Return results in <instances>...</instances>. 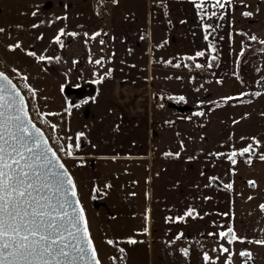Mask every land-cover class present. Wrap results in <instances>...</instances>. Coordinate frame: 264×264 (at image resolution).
<instances>
[{
	"label": "rangeland",
	"instance_id": "1",
	"mask_svg": "<svg viewBox=\"0 0 264 264\" xmlns=\"http://www.w3.org/2000/svg\"><path fill=\"white\" fill-rule=\"evenodd\" d=\"M100 2L103 16L90 1L83 6L105 37L102 49L90 52L82 34L78 39L79 24L63 17L72 12L69 6L0 0L6 74L23 80L28 105L42 124L56 125L55 151L76 184L92 232L98 225L108 228L105 221L122 231L113 234L118 246L108 247L112 255L95 242L101 264H206L204 253L213 258L218 248L207 220L226 225L229 216L227 197L213 181L229 184L232 152L252 144L251 153L235 159L264 155V77L254 57L237 75L243 36L231 52L225 8L211 1L204 6L207 15L191 0ZM87 17L82 32L93 29ZM96 38L91 43L97 50ZM199 51L205 55L187 59ZM196 64L211 69L212 77L195 73ZM68 144L71 156L60 151ZM189 209L193 215L185 216ZM126 234L136 241L130 247L119 240Z\"/></svg>",
	"mask_w": 264,
	"mask_h": 264
},
{
	"label": "snow or ice",
	"instance_id": "2",
	"mask_svg": "<svg viewBox=\"0 0 264 264\" xmlns=\"http://www.w3.org/2000/svg\"><path fill=\"white\" fill-rule=\"evenodd\" d=\"M207 2L208 0H193L196 8L204 12V15H207L204 11ZM230 3L231 0H214L212 7L223 9ZM211 15L215 16L216 12H212ZM242 15L251 16L252 13L244 12ZM204 27L207 30L212 26ZM2 31L4 30L0 29V32ZM63 34L61 30L60 35ZM60 35L55 38L58 43ZM69 35L75 36L76 33ZM97 35L99 33H94L93 38ZM205 39H208L207 35ZM251 39L256 40L257 37L252 36ZM260 43L264 44V40ZM209 47L215 51L212 45ZM204 55L203 51H199L195 57L187 59L195 60L196 57ZM38 59L43 60L45 57L40 56ZM215 60L216 57L212 56L207 67H213L212 61ZM100 62L96 61L97 64ZM175 66L180 67L179 64ZM195 67L204 66L196 64ZM29 91L35 95V90L29 88ZM255 94L260 95L258 92ZM224 99L231 100L233 97ZM179 100L183 101L184 97H179ZM197 115H203V112ZM52 127L55 128L56 125ZM82 135L77 134L75 145L77 148ZM253 140L255 141V138ZM253 150V145L249 144L239 150V153L234 151L229 154L228 159L235 164L237 154L242 156ZM60 151L71 156L73 145L61 147ZM174 155L178 157L179 153ZM260 159L264 160V155H261ZM246 162L249 164L252 162L251 156ZM248 183L255 186V181ZM224 187L231 189L232 185L227 184ZM260 208L264 210V205H260ZM193 213L194 209H189L185 216H192ZM176 219L183 220L184 217ZM218 235L229 244L241 240L232 227ZM129 242L136 243L135 240ZM253 242L264 245V239ZM108 243L111 244L113 241L109 240ZM220 250L229 254L225 264H232V253L229 249L221 245ZM123 251L120 249L121 253ZM182 251L185 255L188 254L187 249ZM239 255L248 260L252 258L248 251H241ZM203 259L208 264L212 258L205 252ZM0 264H101L89 232L84 208L77 196L74 180L60 162L56 151L49 146L44 133L29 119L24 97L4 72H0Z\"/></svg>",
	"mask_w": 264,
	"mask_h": 264
},
{
	"label": "crops",
	"instance_id": "3",
	"mask_svg": "<svg viewBox=\"0 0 264 264\" xmlns=\"http://www.w3.org/2000/svg\"><path fill=\"white\" fill-rule=\"evenodd\" d=\"M51 2H61L63 6H69V12L71 13H63V17L72 18L74 23L79 24V28H77L80 32L78 34L79 37H84V41L87 44L86 49L90 50V52L100 51L102 49V43L104 36H102L100 25L96 24L95 17L91 13H87V16L90 15L93 19V29L92 31L85 32L81 31V28L84 27V21L88 22V17L83 13L85 11L83 6H87L85 1H90L93 4V0H48ZM152 1H161V0H152ZM193 1V0H191ZM214 2V0H208ZM150 0H148L149 4ZM112 6V3H110ZM94 6V5H93ZM87 8V7H86ZM95 12V11H94ZM250 12L251 16H244L242 13ZM93 13V12H92ZM90 14V15H89ZM86 16V17H85ZM224 16L228 25L229 32V49L231 52H235V50L239 49L240 39L239 36H243L241 33L248 36H256L259 39L264 38V0H231L230 4H226L224 10ZM97 25V26H96ZM85 29V28H84ZM87 33V35H85ZM94 33H99L96 38L97 46L99 49H94L92 47V39ZM105 46V45H104ZM71 49V48H69ZM236 50V51H237ZM69 53L72 51L69 50ZM239 54V53H238ZM238 57V55H237ZM237 57L235 58L237 61ZM259 72L264 77V52L260 55L259 60ZM146 84L149 85L148 81H151L149 78L145 80ZM264 98V97H263ZM260 152V151H257ZM80 155H77L79 157ZM259 153H257V157L251 159V163H247L246 160H236L237 162L233 165L232 169V177L229 181V184L232 185L231 189L226 188L223 183L221 185L215 184L217 188L222 189V192L227 197V207H228V217L227 223L224 225L222 221L215 222L214 219L212 221L207 220V223H212L211 227L213 228V237L216 238V244L218 248H216V252L211 259L212 264H225V262L229 259L228 253H223L221 249V245L229 249L231 255L232 264H264V245H260L254 243L253 241L264 239V210H261L260 205H264V160L260 159ZM159 162L162 163L160 159ZM160 164V163H159ZM163 167V166H162ZM243 170H254L252 173L244 175ZM229 173V171H228ZM228 176V174H227ZM249 181H255V186H250ZM251 197V199H249ZM220 196H218V202L213 208L210 210L213 213L216 211V206L218 203L220 204ZM209 210V209H208ZM210 210L208 211L210 217ZM220 216V214L218 215ZM208 217V218H209ZM114 218V217H112ZM207 218V217H206ZM216 218V217H214ZM205 222V221H204ZM105 224H110L108 228H104V225H98L97 227H93L95 232H92L91 227L89 226V232L95 245V242H98V245L104 247L109 250V255H112V252L109 248H113L114 246H118L117 244L111 243L108 241H113V234L122 232L118 229H114L113 225L108 221H105ZM228 227H232L234 232L241 238V240L234 241L232 244H229L228 241L222 240L219 238V233L221 231H225ZM125 228V227H124ZM107 230H110L107 231ZM129 235L126 234V237L119 238V240L126 241V244L130 247V239ZM117 239V237L115 238ZM109 247V248H108ZM241 251H248L252 254V258L248 260L246 257H242L239 255ZM130 253V252H129ZM113 261V260H112ZM126 264V263H125ZM211 264V263H210Z\"/></svg>",
	"mask_w": 264,
	"mask_h": 264
},
{
	"label": "built area",
	"instance_id": "4",
	"mask_svg": "<svg viewBox=\"0 0 264 264\" xmlns=\"http://www.w3.org/2000/svg\"><path fill=\"white\" fill-rule=\"evenodd\" d=\"M93 5H94V11L96 14H98L99 16H103L105 14V10L100 0H93ZM0 71L4 73H6L7 71V66L5 64V61L2 60L1 58H0ZM195 73L205 78H210L212 77L213 72L211 69L202 67V68H196ZM13 81L15 82L16 86L21 90V92L23 93V95L25 96L27 100V94L24 90L23 80L17 77V78H14ZM28 108H29V115L32 121L44 131L45 135L47 136L49 140L51 147L55 150V148L57 147V143L55 142V131L53 130L52 127L43 125L40 119L36 117L34 111L31 109L29 105H28Z\"/></svg>",
	"mask_w": 264,
	"mask_h": 264
},
{
	"label": "trees",
	"instance_id": "5",
	"mask_svg": "<svg viewBox=\"0 0 264 264\" xmlns=\"http://www.w3.org/2000/svg\"><path fill=\"white\" fill-rule=\"evenodd\" d=\"M241 34L243 35V44L236 61V70L238 72V76H240V72L238 71L240 67L252 57H254V59L257 61V65H259L258 59L260 58L261 53L264 52V44L260 43V41L264 40V38L259 39L257 37L256 40H252L251 37L254 35L248 36L243 33ZM245 42L248 44H245ZM214 182H216L218 185H221L217 179H215Z\"/></svg>",
	"mask_w": 264,
	"mask_h": 264
},
{
	"label": "water",
	"instance_id": "6",
	"mask_svg": "<svg viewBox=\"0 0 264 264\" xmlns=\"http://www.w3.org/2000/svg\"><path fill=\"white\" fill-rule=\"evenodd\" d=\"M0 72H2V71H0ZM6 74V73H5ZM11 80H12V82H13V84H15V82L13 81V79L8 75V74H6ZM16 85V84H15ZM17 87V86H16ZM18 88V87H17ZM19 89V88H18ZM19 91H20V93H21V95L24 97V99H25V104H26V107H27V111H28V116H29V119L32 121V119H31V117H30V115H29V108H28V102H27V100H26V98H25V96L23 95V93L21 92V90L19 89ZM33 122V121H32ZM34 123V122H33ZM35 124V123H34ZM36 125V124H35ZM36 127H38L43 133H44V131L39 127V126H37L36 125ZM44 136H45V138L48 140V138H47V136L45 135V133H44ZM48 143H49V140H48ZM49 146L51 147V145H50V143H49ZM53 149V148H52ZM54 150V149H53ZM55 151V150H54ZM57 153V152H56ZM58 155V154H57ZM59 156V155H58ZM60 162L62 163V161H61V159H60ZM66 168V167H65ZM68 171V170H67ZM69 173V172H68ZM70 174V173H69Z\"/></svg>",
	"mask_w": 264,
	"mask_h": 264
}]
</instances>
